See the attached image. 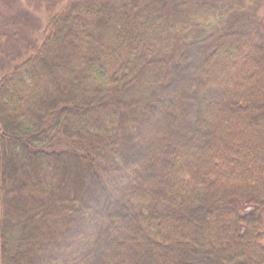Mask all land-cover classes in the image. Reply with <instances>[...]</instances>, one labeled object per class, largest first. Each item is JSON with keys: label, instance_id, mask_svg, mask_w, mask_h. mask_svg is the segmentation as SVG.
<instances>
[{"label": "trees", "instance_id": "trees-1", "mask_svg": "<svg viewBox=\"0 0 264 264\" xmlns=\"http://www.w3.org/2000/svg\"><path fill=\"white\" fill-rule=\"evenodd\" d=\"M263 9L52 14L0 71V264H264Z\"/></svg>", "mask_w": 264, "mask_h": 264}, {"label": "rangeland", "instance_id": "rangeland-1", "mask_svg": "<svg viewBox=\"0 0 264 264\" xmlns=\"http://www.w3.org/2000/svg\"><path fill=\"white\" fill-rule=\"evenodd\" d=\"M70 0H4L0 4V71L38 45L49 17ZM264 15V9L262 10Z\"/></svg>", "mask_w": 264, "mask_h": 264}]
</instances>
